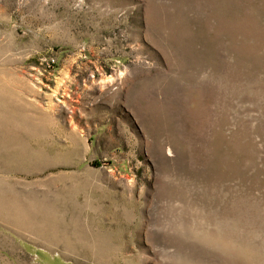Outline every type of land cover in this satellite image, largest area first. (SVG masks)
<instances>
[{"label":"rangeland","instance_id":"obj_1","mask_svg":"<svg viewBox=\"0 0 264 264\" xmlns=\"http://www.w3.org/2000/svg\"><path fill=\"white\" fill-rule=\"evenodd\" d=\"M0 264H264V0H0Z\"/></svg>","mask_w":264,"mask_h":264},{"label":"built area","instance_id":"obj_2","mask_svg":"<svg viewBox=\"0 0 264 264\" xmlns=\"http://www.w3.org/2000/svg\"><path fill=\"white\" fill-rule=\"evenodd\" d=\"M51 62L54 64L56 62V60L55 59H51Z\"/></svg>","mask_w":264,"mask_h":264}]
</instances>
